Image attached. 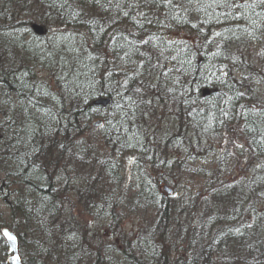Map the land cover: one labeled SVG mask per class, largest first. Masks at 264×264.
<instances>
[{
    "label": "trees",
    "instance_id": "obj_1",
    "mask_svg": "<svg viewBox=\"0 0 264 264\" xmlns=\"http://www.w3.org/2000/svg\"><path fill=\"white\" fill-rule=\"evenodd\" d=\"M259 83L254 0H0V229L24 264H264Z\"/></svg>",
    "mask_w": 264,
    "mask_h": 264
},
{
    "label": "rangeland",
    "instance_id": "obj_2",
    "mask_svg": "<svg viewBox=\"0 0 264 264\" xmlns=\"http://www.w3.org/2000/svg\"><path fill=\"white\" fill-rule=\"evenodd\" d=\"M185 35H183V34H181V33H177V34H175V35H173L172 37H184ZM38 75H41V76H45V77H47L46 76V74H45V72H39V74ZM256 87H257V90H258V93L259 94H261L262 95V99H263V101H264V84L263 83H259V84H257L256 85ZM98 120V119H97ZM96 119L95 120H93L92 122H95V121H97ZM101 124H102V122H101ZM100 126V125H99ZM98 126V127H99ZM233 138H234V142H237V143H239V141H241L242 139H241V137H240V135L239 134H237V133H234L233 134ZM233 140L232 139H230V138H228V137H223L222 139H220V141L219 142H216V143H214V151H212L213 152V154H210L209 155V160H214L212 163H209V165L206 163V166L207 167H211V168H215V167H218V163H217V161H216V159L218 158V156H220V154H223L224 155V158H223V160H222V162L220 163V165H222V164H226V161H228L229 160V158H231L230 157V155H232V149L234 148V147H238V146H235V145H237V143H234L233 144V142H232ZM223 149H227V151H228V153L226 152V153H224V152H222V153H220V151H222ZM226 151V150H225ZM171 156H175L174 154H171ZM180 158H182L181 156H180ZM232 159V158H231ZM124 161L126 160V159H123ZM128 160V159H127ZM126 160V161H127ZM125 161V162H126ZM188 163V162H187ZM186 163V166L187 167H191V169L192 170H195L196 168L194 167V164H192V166H188V164ZM189 164H191V162L189 161ZM126 165H124V167H125ZM195 166H198V163H195ZM226 169H230V167L231 168H233V170L234 171H237V169L238 168H240L241 166H240V164L236 161V160H232V162H228L227 164H226ZM192 177V179L191 180H185L186 182H185V186H189L190 187V190H193V192H196L198 189H199V187H198V183H200V181H199V179L197 178V177H195L194 175H191ZM182 183H184V182H182ZM164 186H167L169 189H171L172 190V186L171 185H167V184H165ZM163 186V187H164ZM163 187H162V189H163ZM163 192H164V189H163ZM166 192V191H165ZM167 193V192H166ZM0 209H2L3 211H6L5 210V208H4V206L3 205H0ZM141 223V220H139V219H137L136 217H135V215H128L125 219H124V221H123V223H122V225H121V227H122V229L125 231V232H123V233H131L132 235H135L136 234V230H137V226H139V224ZM107 231V230H106ZM108 232V231H107Z\"/></svg>",
    "mask_w": 264,
    "mask_h": 264
},
{
    "label": "water",
    "instance_id": "obj_3",
    "mask_svg": "<svg viewBox=\"0 0 264 264\" xmlns=\"http://www.w3.org/2000/svg\"><path fill=\"white\" fill-rule=\"evenodd\" d=\"M111 102V99L108 97H101L98 98L94 101V104L96 105H101V106H106ZM93 127H98L99 125H101V120H97L95 122H92L91 124ZM164 191H166L168 194L172 193V190L169 189L167 186L163 187ZM7 230L13 237L14 240L9 241L7 239V237H5L3 235V232ZM0 236L2 237V239L4 240L8 251H9V256L7 258V264H24L21 260V257L19 255V250H18V238L17 235L11 231L8 227H2L0 229Z\"/></svg>",
    "mask_w": 264,
    "mask_h": 264
},
{
    "label": "snow or ice",
    "instance_id": "obj_4",
    "mask_svg": "<svg viewBox=\"0 0 264 264\" xmlns=\"http://www.w3.org/2000/svg\"><path fill=\"white\" fill-rule=\"evenodd\" d=\"M168 2L170 3L171 0H168ZM254 3L264 4V0H254ZM241 147H242V145H241ZM3 235H4L5 237H7V239H8L9 241L14 240V237H13V236H12L7 230H5V231L3 232Z\"/></svg>",
    "mask_w": 264,
    "mask_h": 264
}]
</instances>
